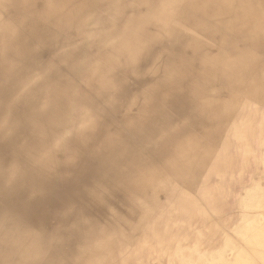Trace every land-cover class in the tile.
<instances>
[{
	"label": "bare ground",
	"instance_id": "obj_1",
	"mask_svg": "<svg viewBox=\"0 0 264 264\" xmlns=\"http://www.w3.org/2000/svg\"><path fill=\"white\" fill-rule=\"evenodd\" d=\"M35 80L46 137H0V264H264V0H0V134Z\"/></svg>",
	"mask_w": 264,
	"mask_h": 264
},
{
	"label": "rangeland",
	"instance_id": "obj_2",
	"mask_svg": "<svg viewBox=\"0 0 264 264\" xmlns=\"http://www.w3.org/2000/svg\"><path fill=\"white\" fill-rule=\"evenodd\" d=\"M40 52H41V50L37 53V58L40 57V56H42V55H46V54H42ZM138 64L141 67V66L144 65V62L141 61V60H139ZM51 68L54 71H56L58 69H64L63 68V65H61V64H57V66L52 65ZM148 71H149V69L146 70V73H148ZM140 73L141 72L138 69L137 70H133V67L127 68L126 70H124V75H125V79H126L125 81L126 82H129L130 83V86L133 85L134 88L135 87H138L139 86V83L135 79H136V77ZM36 83H37V80H35V83H32V82L29 83L28 82V84H25L23 86V88H21V90L24 91V93L22 95L18 96L16 98V100L14 98L13 99L12 98L9 99V100H11V103L14 104V105H16V106H18V103H19L20 104V108H21L20 110H24V111L26 110L29 113L26 114L27 119L24 121L23 125L20 128L15 129V132H14L15 135H14V133L5 132L3 134H0V137H2L4 139H10L11 141H13L15 139L24 138V137L29 136V135H30V137H32L34 139L35 138H39V137H46V136H44L45 134L42 133V131L31 130V129H28L26 127V126L31 125L32 120H35V119L37 121L40 120V117L38 116V111H39V107L40 106L37 104L36 99H35V102H34L35 103V106L32 107L31 109H28L26 107V105H24L27 102V99L29 100L28 96H26L27 93H30V91L32 90L33 85L36 84ZM25 92H26V94H25ZM6 93H8V90H6ZM133 96L131 95V96H128L127 97V103H126V105H123L126 96L122 100L123 103L120 102V106L122 107V109L124 111H126V110H128L130 108V106H131L130 105V102L132 101ZM2 97L5 98L4 95H2ZM170 109H171V111H170ZM175 110L176 109H174V108H168L167 110H165V108H164L163 109L162 116L161 117H158L159 118V121H158L157 131L158 130L160 131L159 132V136L160 137L157 136V138L159 137L157 139L156 138V134L154 133V138H156V141H158V142H162L163 141V142H165V144L171 145L173 143V140L174 139L179 140L180 138H182L184 136V133H185V127H184V125L186 123L188 124L190 121L188 119V116L186 117V115H184V113H182V111H180V110H176L175 111ZM177 121H178V123H177ZM182 121L185 122V123H183ZM27 123H28V125H26ZM63 134L64 133L59 132V131H57V132L53 131L52 134L50 135V139H49L50 141H49V144L47 145L46 149H50L54 153L55 152H60L61 153V151H59V150L60 149H65L63 146H66V144H69V143H65L64 140L62 139V137H64ZM163 134H166V135H163ZM9 143L7 141H4L1 144V146H3L5 150H0V153H3V152H6L7 153V151H8L11 154L14 151H16L15 149L11 148L12 147V143L11 142H9ZM69 145L72 146L73 144L70 142ZM70 148H67V149H70ZM32 149H34V151H36V152H40V151L44 150V146L43 145L41 146L40 144H38V145L37 144H34L32 146ZM1 151H3V152H1ZM74 156H75V154L73 156H71V154H68L67 153L65 159L68 158V160H71V159L74 158ZM76 164H77V162H76ZM23 165L25 166V169L27 171H30V172L33 173V177L34 178H33L32 184H34L36 186V185H42V183H43L48 188L51 186L52 189H55L54 190L55 191L54 193L58 197L62 198V200L64 202H68V201H70V199H72L73 196H72V194L69 193L70 189H69V186H68V180H67V178L66 179L63 178L62 181H61V178H58V177L57 178H54L53 179L54 181L50 178V180H52L53 182L52 183H49V184H46V183H44V180H45L46 176L43 175L45 173H43V168L41 167V165L36 166V168L33 167V166H27V163H25ZM79 167H81L80 169H82L84 172H88V169H92V165H90L88 163H81L79 165ZM35 169L38 171V173L35 172V171H33ZM71 170H75V168H72ZM91 171L93 172V170H91ZM61 186H62V188H61Z\"/></svg>",
	"mask_w": 264,
	"mask_h": 264
}]
</instances>
